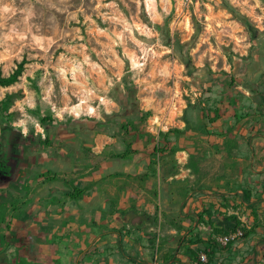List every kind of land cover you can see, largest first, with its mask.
Returning a JSON list of instances; mask_svg holds the SVG:
<instances>
[{
  "label": "rangeland",
  "instance_id": "rangeland-1",
  "mask_svg": "<svg viewBox=\"0 0 264 264\" xmlns=\"http://www.w3.org/2000/svg\"><path fill=\"white\" fill-rule=\"evenodd\" d=\"M21 63L0 88V124L22 155L19 237L63 214L67 195L96 189L111 206L98 217L137 226L150 213L139 228H155L156 263L159 196L191 170L237 191L215 195L221 212L254 229L226 245L234 232L214 231L215 249H186L193 264H264V0H0V70ZM128 189L135 213L119 206Z\"/></svg>",
  "mask_w": 264,
  "mask_h": 264
},
{
  "label": "crops",
  "instance_id": "crops-1",
  "mask_svg": "<svg viewBox=\"0 0 264 264\" xmlns=\"http://www.w3.org/2000/svg\"><path fill=\"white\" fill-rule=\"evenodd\" d=\"M129 175L128 172L127 178ZM155 179L160 180L159 176ZM219 180L213 183L209 176H200L191 170L168 178L166 182L177 181V184L171 187L175 188L173 192L162 191L159 196L164 207V227L156 263L155 228H139L144 224V214L149 218L150 213L144 211L137 226L131 222L125 225L115 216L98 217L99 205L107 210L111 206L97 201L96 189L86 193L77 189L74 195H67L60 209L64 210L63 214L58 218L42 216L30 220L31 236L26 248H19V259L30 264L38 257L42 258V264H193L186 249L195 256L199 247L205 250L208 246L207 252L211 247L215 249L213 233L224 229V218L229 216L221 212L220 198L215 195L235 196L237 193H218L224 189ZM225 183L236 186V180L229 179ZM184 188L186 190L182 191ZM124 194L119 206L129 211L133 203L131 190ZM144 194L147 195L145 191ZM148 210L152 212L151 206ZM129 212L135 213L134 210Z\"/></svg>",
  "mask_w": 264,
  "mask_h": 264
},
{
  "label": "flooded vegetation",
  "instance_id": "flooded-vegetation-1",
  "mask_svg": "<svg viewBox=\"0 0 264 264\" xmlns=\"http://www.w3.org/2000/svg\"><path fill=\"white\" fill-rule=\"evenodd\" d=\"M16 144V141L8 138L7 145L4 142L1 148V151H5V157L0 161V264H30L19 259V248L28 245L31 235L23 233L19 237L16 225L19 209L14 201L15 185L22 169V155ZM35 260L34 264H42L41 257Z\"/></svg>",
  "mask_w": 264,
  "mask_h": 264
},
{
  "label": "trees",
  "instance_id": "trees-1",
  "mask_svg": "<svg viewBox=\"0 0 264 264\" xmlns=\"http://www.w3.org/2000/svg\"><path fill=\"white\" fill-rule=\"evenodd\" d=\"M24 70V64L21 63L18 67V69L10 74L9 76H4L2 71L0 70V88L1 87H9L11 85H13L14 83H16L19 79V77L21 76L22 72ZM218 111V109L216 110V112ZM218 117V115H216V118ZM48 122H54L53 119L48 118V117H44L42 119V124L44 127L47 126ZM0 128H2V134L0 135V161L4 160L5 157V151H1L2 149V143L6 142L7 145V139L13 137L16 135V132L7 125H2L0 124ZM133 131V129L131 130ZM130 132V130H129ZM2 140V141H1ZM5 148V147H4ZM154 149V153L155 154H159L161 156V154L164 153V151L166 149H162L160 146V142L157 145H154L153 147ZM132 150V149H131ZM137 151H134L133 153H128V154H136ZM248 194V195H247ZM252 195V193H244V198H249ZM256 214V213H255ZM256 219H258V217L255 215ZM241 229L243 231V235L245 238H248L249 236H251L253 234V230L254 229H248V227L242 223L236 216H226L224 218V232L226 234H229L231 232H236L237 230Z\"/></svg>",
  "mask_w": 264,
  "mask_h": 264
},
{
  "label": "built area",
  "instance_id": "built-area-1",
  "mask_svg": "<svg viewBox=\"0 0 264 264\" xmlns=\"http://www.w3.org/2000/svg\"><path fill=\"white\" fill-rule=\"evenodd\" d=\"M184 2V6L185 7H189L190 5L193 4L194 1H199V0H182ZM234 234V235H232ZM237 235H241V231H236L234 233H231L229 236H224V237H220L218 239V241L223 244L226 245L228 244L231 240H233L235 237H237ZM206 256L203 255L202 259L205 260Z\"/></svg>",
  "mask_w": 264,
  "mask_h": 264
},
{
  "label": "water",
  "instance_id": "water-1",
  "mask_svg": "<svg viewBox=\"0 0 264 264\" xmlns=\"http://www.w3.org/2000/svg\"><path fill=\"white\" fill-rule=\"evenodd\" d=\"M130 216V215H129ZM128 215L123 218V222H127Z\"/></svg>",
  "mask_w": 264,
  "mask_h": 264
}]
</instances>
